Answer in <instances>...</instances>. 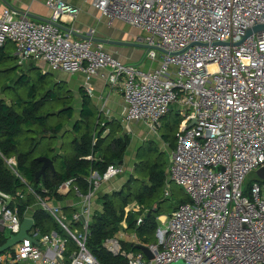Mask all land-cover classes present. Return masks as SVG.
Instances as JSON below:
<instances>
[{
  "label": "built area",
  "instance_id": "obj_1",
  "mask_svg": "<svg viewBox=\"0 0 264 264\" xmlns=\"http://www.w3.org/2000/svg\"><path fill=\"white\" fill-rule=\"evenodd\" d=\"M89 1L109 21L135 28V41L149 47L146 59L156 65L123 63L93 40V29L88 38H72L54 24L78 14L63 0L45 1L50 22L2 8L0 46L12 42L17 64L42 61L43 73H82L89 95L91 78L103 71L110 90L123 98L126 125L143 123L157 132L171 105L185 125L195 119L175 133L166 170L167 179L182 187L189 201L157 217L155 242L147 245L153 258L123 249L116 237L105 240L107 250L125 257L127 264H264V176L251 182L246 178L264 168V31L245 36L247 29L264 24V0ZM4 161L26 192L0 189V236L6 241L18 233L26 217L32 225L22 240L0 252V264H99L86 248L92 206L100 184L123 167L109 164L102 174L92 171L85 193L71 180L62 182L57 191L64 194L72 187L79 199L68 219L60 204L35 193L17 173L15 157ZM28 193L34 207L18 209L16 199ZM130 208L139 209L134 202L125 211ZM35 210L49 214L73 241L67 260L68 237L43 231L33 219ZM69 221L80 228L70 227Z\"/></svg>",
  "mask_w": 264,
  "mask_h": 264
},
{
  "label": "trees",
  "instance_id": "obj_2",
  "mask_svg": "<svg viewBox=\"0 0 264 264\" xmlns=\"http://www.w3.org/2000/svg\"><path fill=\"white\" fill-rule=\"evenodd\" d=\"M5 44L0 46V63L9 58L8 47ZM34 71L38 83L32 82L28 85V79L32 80L31 74L20 75L14 83L19 86H28L26 97L22 96L23 92L15 96L8 93L10 96L0 99V189L10 194H15L18 190L26 192V185L4 161V157H15L14 169L35 193L61 204L64 209H71L66 205L73 197L72 187L67 193L61 194L57 191L58 186L66 180H71V186L75 185L82 193H85L88 189L86 178L92 171L102 174L109 164H119L123 161L130 147V136L124 132L120 133V124H112L104 119L90 96L84 91L80 93L81 106L77 115L72 106H66L55 113H52L51 109L43 112V107L48 101L61 100L67 103L73 95L62 82H55L57 90L54 88L46 90L44 80L50 76V73H43L39 69ZM38 95L41 96L37 98ZM174 109L170 106L161 119L158 130L161 131L160 137L163 141H168L171 135L175 139V133L185 125ZM53 114L64 117V121L48 125V119ZM63 128H65L64 132H70L73 135L71 155L65 156L55 152L51 146L34 154L38 138L29 135H56ZM25 143L28 148L22 149ZM169 145L172 147V143L169 142ZM153 152H156V148L150 140L143 141L135 150L133 172L121 187L111 192L97 193V199L102 208L101 211H94L91 216L86 248L99 264H127L125 257L112 254L105 246V240L114 237L122 229V221L126 224L127 232H134L141 242L149 243L154 238V231L158 224L157 217L165 214V209L170 208L165 203L169 198L164 196L166 162L169 159L163 160L159 155L156 157L158 159L151 160L149 156ZM38 156L51 157L54 170L47 168L44 177L35 180V172L41 166V163L36 160ZM42 189L46 192L43 193ZM177 195L178 193L175 197ZM188 201L187 196L177 198L173 209ZM16 202L18 209H24L26 205L33 204L35 199L28 193L25 199L17 198ZM133 202L139 209L130 208L125 211V207ZM34 217L36 225H39L43 231L58 227L46 212L37 210ZM140 217L141 223L137 225L136 221ZM4 242L5 238L0 236V245ZM122 248L127 251H138L132 242H122Z\"/></svg>",
  "mask_w": 264,
  "mask_h": 264
},
{
  "label": "crops",
  "instance_id": "obj_3",
  "mask_svg": "<svg viewBox=\"0 0 264 264\" xmlns=\"http://www.w3.org/2000/svg\"><path fill=\"white\" fill-rule=\"evenodd\" d=\"M45 1L46 0H0V11L4 7H9L19 14H24V15L25 13L31 14L33 18L31 17L29 18L34 21H41L42 18H48L50 15V10L45 5ZM63 1L78 8V14L76 15V17L72 18L68 15H64L63 18L60 20V24L64 28H67L70 30L72 29L73 31L72 33L69 32L68 30H63V31L69 32L72 38L82 39L83 37L87 35V32L89 31V29H93L94 30L93 38L111 41L110 42L111 44L104 43L106 50L112 53L113 55H115L116 57H118L120 61H122L123 63L139 65L145 68L154 67L156 65L155 62H150L149 60L146 59V49L145 48H142L141 46H135L132 44L119 43V42L137 43L135 41V37L137 36L138 33L135 28H133L132 26L120 20L109 21L105 16L101 15L99 11L96 10L91 5L89 0H63ZM5 45H7L8 47L7 48L8 54H10L9 51H10V48H12V56L16 59L15 45L12 42H7ZM32 61L35 62V66L37 68L42 70L41 68L44 67V63L42 61L30 60V62ZM47 72L50 73V76L54 79L55 82L65 83L67 89L72 93L74 104L77 106V111L74 106V109L76 111L75 115H77L78 114L77 112L81 106L80 93L81 91L86 92V89L84 87V82H85L84 75L79 72L72 73V74L63 72V71H47ZM101 74H104V72L101 71L99 75H96L91 78L90 84L93 88V92L91 95H89L87 92L86 93L90 96L94 106L97 108L98 112L101 113L104 119H106L109 122H112V124H115V123L120 124V127H121L120 133L124 132L130 136V140H131L130 147H131V144H135V142L133 141H136L137 137L139 136V133H140L139 130L141 129V127L144 128V126L142 125L143 123L130 124V125H126L124 123V121L122 120V116H121V110L124 106L123 98L120 93L110 90V88L105 83V80ZM130 147L127 149L123 161L119 163L124 168L123 172H127V174H121L120 176L117 175L118 177L116 176L107 182L101 183L99 186L98 192L100 191L101 192L102 191L111 192L112 190L119 189L121 185L125 182L127 177L130 174H132L135 153L132 154V159H133L132 164L127 165V160L129 159L128 156L129 155L131 156V153H129ZM136 149L137 147H135L134 151ZM166 170H167V166H166ZM169 183H173V182L167 179V174H166V185L164 189H167L168 191H169V187H168ZM72 193H73V197L69 199V202L66 205V207L68 206L71 209H64V207L60 204V206L62 207L68 219H70V216L74 211L75 205L77 201H79L74 191ZM169 196H170V192H169V195L166 197L169 198ZM44 198L49 199L48 197H44ZM34 204L35 202L33 203V205L32 204L30 205L34 207ZM101 208L102 207L100 203L98 202V199L96 196L93 206H92L93 213L94 211H99V210L101 211ZM134 210H137V209H134ZM36 211L37 210H35L34 213ZM172 211L173 209L170 211V213ZM34 213H33V219L36 222ZM161 215H166V214H161ZM71 225H72L71 227L73 228L74 227L80 228L79 223L77 225H74L71 223ZM121 226H122V229H121L122 232H120V234H122L123 236H120V237L114 236V238L115 237L119 238L121 246H122V242L123 243L132 242L135 245L143 244L146 246L155 242V234L151 242L143 243L136 236L134 232H127L125 230L126 224L124 221L121 222ZM50 229L56 230L57 232L60 233V235L64 237H68L66 233L59 226L57 228L53 227ZM69 239H68V244H67V251L65 252L66 260L68 259L69 252L75 249L73 245L74 244L73 241L71 240V242H69ZM137 252H142V251L138 250Z\"/></svg>",
  "mask_w": 264,
  "mask_h": 264
},
{
  "label": "rangeland",
  "instance_id": "obj_4",
  "mask_svg": "<svg viewBox=\"0 0 264 264\" xmlns=\"http://www.w3.org/2000/svg\"><path fill=\"white\" fill-rule=\"evenodd\" d=\"M138 33V31H137ZM9 58H7L5 61L0 63V99L10 96V95H17L22 93L23 97H26L27 95V88L28 86H19V85H15V81L19 78L20 75L25 74V75H32V80L28 79V85H31L32 82L34 83H38L37 80L35 79V71L34 69H39L35 66V62H30V63H26V64H22L20 66H17V61L16 59L12 56V48H10L9 51ZM17 64V65H16ZM31 68H33L32 70H30ZM43 69V67L41 68ZM40 70V69H39ZM44 86L47 89H53L57 90L56 86H55V81L51 76H47L44 80ZM65 85V84H63ZM8 87V88H5ZM10 95H9V94ZM41 96L38 95L37 98ZM50 106L52 108H50ZM66 106H75V109L77 111V106L74 104L73 98L67 102L64 103L61 100H53V101H48L45 106L43 107V112H45L47 109H51L52 113L57 112L58 110L66 107ZM171 107L174 109L175 106L171 105ZM176 112H179V110L177 108L174 109ZM64 117H59L57 116V114H53L52 116L49 117L48 119V125H54L55 123H57L58 121H64ZM144 126L141 127V129L139 130V136L137 137L135 144H131L130 147V151L129 153H131V156H128V160H127V165H131L133 162L132 159V154L135 153L134 149L135 147H139L143 141H147L150 140V142L153 144V146H155L156 148V152H153L150 154L149 158L151 160H155L158 159L156 158L157 156L160 155L161 159H169L170 157V153L171 150L173 149L174 145H175V139L173 137V135H171L170 138H168V141H163L160 137L161 131L160 129L157 130H152L150 129L148 126L142 124ZM68 128L70 127L69 125L67 126ZM64 129L60 131V133L56 134V135H40L36 136L35 134L33 135H29V136H33L35 138H38V144L37 147L34 151V154H38L41 152V150L47 148L48 146H51L54 148L55 152L61 153L62 155L65 156H69L72 153V147H71V139L73 137L72 133L70 132H64ZM169 142L172 143V147L169 145ZM135 145V146H134ZM28 145L25 143L22 145V149H27ZM134 151V152H133ZM135 158V157H134ZM160 160V158H159ZM167 164V162H166ZM8 166V165H7ZM9 167V166H8ZM10 168V167H9ZM11 169V168H10ZM124 170V168H123ZM12 171V169H11ZM121 174H127V172H121L118 176H120ZM117 176V177H118ZM247 182H251L254 180H260L261 176L258 173L257 170H253L250 171L247 175ZM169 187V192H170V196L169 199L165 202L166 205H169L170 208L169 209H165L166 212V216H168L170 214V211L173 209V205L174 203L177 201V198L181 197V196H187L186 193L184 192L183 188L174 184V183H170L168 185ZM178 193L177 197H175V195ZM168 210V211H167ZM69 226L71 227V223L70 221L68 222ZM120 232H122V230H119L115 236L116 237H120L123 236L122 234H120ZM113 238V237H112ZM69 239V238H68ZM69 242H71V239H69Z\"/></svg>",
  "mask_w": 264,
  "mask_h": 264
},
{
  "label": "water",
  "instance_id": "obj_5",
  "mask_svg": "<svg viewBox=\"0 0 264 264\" xmlns=\"http://www.w3.org/2000/svg\"><path fill=\"white\" fill-rule=\"evenodd\" d=\"M25 15L27 17H32L31 14L25 13ZM41 21H46V22H50L48 18H42ZM55 25L59 26L62 30H68L69 32H73L72 29H67L64 28L60 23L55 22ZM260 31H264V24H258L253 26L250 29H247L245 36H249L251 35L253 32H260ZM88 38L87 36L83 37L82 39ZM93 40L95 41H100L102 43H108L111 44V41H107V40H102V39H95L93 38ZM121 44H132L135 46H141L142 48H149L147 45L144 44H137V43H123V42H119ZM195 123V119H191L186 125L183 126L182 130L187 129L188 127L192 126ZM36 160L39 161L41 163L40 168L35 172L34 175V179L37 180L39 177H44L45 175V170L47 168L51 169L52 171L54 170L53 167V162H52V158L51 157H46V156H38L36 157ZM121 163V162H120ZM258 173L260 174V176H264V168L259 170ZM32 225V219L31 218H24L22 220L21 223V228L20 231L14 235H11L2 245H0V252H2L3 250H6L7 248H9L10 246L14 245L15 243H17L18 241L22 240L25 236H26V232L30 229ZM136 248L140 251L143 252V254L147 257V259H151L153 258V254L151 253L150 249L143 244H137ZM171 264H186L184 262H182L181 260L177 261V262H173Z\"/></svg>",
  "mask_w": 264,
  "mask_h": 264
}]
</instances>
